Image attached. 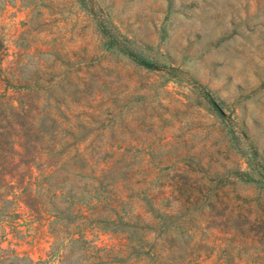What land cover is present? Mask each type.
<instances>
[{"label": "rangeland", "instance_id": "374dc122", "mask_svg": "<svg viewBox=\"0 0 264 264\" xmlns=\"http://www.w3.org/2000/svg\"><path fill=\"white\" fill-rule=\"evenodd\" d=\"M0 264H264V0H0Z\"/></svg>", "mask_w": 264, "mask_h": 264}, {"label": "trees", "instance_id": "16d2710c", "mask_svg": "<svg viewBox=\"0 0 264 264\" xmlns=\"http://www.w3.org/2000/svg\"><path fill=\"white\" fill-rule=\"evenodd\" d=\"M129 55L139 65L149 67V68L152 67V64H150L149 62H147L145 59L141 58L140 56L132 55V54H129Z\"/></svg>", "mask_w": 264, "mask_h": 264}]
</instances>
